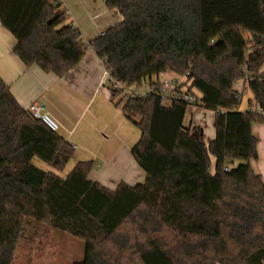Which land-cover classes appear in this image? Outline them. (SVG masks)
Wrapping results in <instances>:
<instances>
[{"label":"trees","instance_id":"trees-1","mask_svg":"<svg viewBox=\"0 0 264 264\" xmlns=\"http://www.w3.org/2000/svg\"><path fill=\"white\" fill-rule=\"evenodd\" d=\"M106 5L122 20L87 42L60 0H0V22L26 66L63 76L96 53L112 99L121 95L115 105L141 130L132 154L145 178L111 189L90 179L93 160L62 177L75 146L23 108L0 76V264H13L28 219L81 238L74 264H264V181L251 165L252 126L264 123V0ZM166 72L183 76L197 100L165 105L153 77ZM145 84L147 93H125ZM190 105L215 113L208 144L201 126L185 124Z\"/></svg>","mask_w":264,"mask_h":264},{"label":"crops","instance_id":"crops-1","mask_svg":"<svg viewBox=\"0 0 264 264\" xmlns=\"http://www.w3.org/2000/svg\"><path fill=\"white\" fill-rule=\"evenodd\" d=\"M60 1L63 3L65 0ZM103 3L106 4V0H103ZM68 4L71 8H67V20L78 27L79 17L69 1ZM105 4L99 2L100 12L98 14L92 12L94 16L107 23L115 21L114 24L111 23V26L119 23L122 20L121 13L117 9L108 8ZM109 27L101 29L100 32ZM16 44L15 36L0 22V76L9 85L19 104L28 109L35 101L41 103L52 118L59 123L58 133L75 146V161L95 159V167L89 175L90 179L112 187V189L121 181L130 183V185L142 182L145 178L144 171L137 162L133 165L130 161L129 165L134 166L131 169L123 166L122 173L113 169V165L112 168H99L98 162L116 163V160H113L117 158L115 149L106 135L111 133L112 136L116 133V127L127 125L128 118L121 107L115 105V100L121 97L113 100L108 84L103 82L104 79L106 80L105 67L96 53L93 50L90 52L87 50L77 65L65 75L57 76L45 72L38 65L26 66L14 50ZM169 73L173 74L172 72L162 74ZM135 86L130 88L135 89ZM137 87L142 92L150 91L148 84ZM248 94L251 96L250 93ZM247 105L248 101L246 107ZM214 118L215 113L212 116V119ZM185 124L188 125L186 121ZM195 125L200 126L201 124L195 123ZM252 133L257 140L258 159L252 160L251 165L264 181V123H255L252 126Z\"/></svg>","mask_w":264,"mask_h":264},{"label":"rangeland","instance_id":"rangeland-1","mask_svg":"<svg viewBox=\"0 0 264 264\" xmlns=\"http://www.w3.org/2000/svg\"><path fill=\"white\" fill-rule=\"evenodd\" d=\"M68 1L72 4L74 11L79 17L78 23H80L78 24V27L81 30L86 42L94 38L98 34H101V29L107 28V26H111V23H115V21H109V23H107L105 21H102L101 19H97V17H95L92 13L95 12L96 14H98L100 12L99 2L104 5L105 3H103V0ZM68 1L65 0V3H63L68 9H70L71 6L68 4ZM66 22H68V20H66ZM245 36L249 37L250 35L245 32ZM90 51L91 49H89L88 52ZM175 76L176 74L174 73H169L167 75L162 74L159 76H154L153 80L159 78V80L161 81L165 78H174ZM181 81H185V78H181ZM103 82L107 84V80L104 79ZM188 84L189 82L186 83V86H188ZM238 84V88L242 89V81ZM135 87V90H137L138 87ZM127 93L129 92L127 91ZM249 96L250 95L247 94L244 97V101L240 106L241 110L247 108L246 103ZM118 97H121V95H119ZM164 103L165 105H170L171 99L165 98ZM213 114V111L205 110L203 108L192 105L188 107L186 112L185 121L188 125L190 124V122H192L193 125H195V123L201 124L200 126L203 129L204 140L207 144L211 139L214 138L216 132L215 118L212 119ZM113 129H115V127ZM115 130L116 133H113L112 136L110 135L111 133H108V135L106 136L110 141H112V147L113 149H115L114 152L116 153L117 158L113 160H116V163H111L110 161V163L106 162L103 164L101 162H98V164L100 166L99 168L102 167L104 169L112 168L113 165V169L119 170L120 173H122L123 171L121 170H124V167L130 169L134 167L129 165L130 161H132L133 165L134 162L136 163V160L132 154V146L141 137V130L137 124L129 119H127V125L116 127ZM88 160H93L95 163L94 158L78 161ZM74 161L75 157L70 161L63 172H59L62 177H65L67 173L72 169V167L76 164V161L75 163ZM34 162L45 170H53L48 164L44 163L38 157L34 158ZM234 165H237V163H235ZM118 166L120 167L118 168ZM109 188L112 189V187ZM83 256L84 241L81 238L75 237L69 233L58 232L54 230L48 223H38L32 219H28L24 223L23 230L20 234L18 245L14 253L13 264H74L75 261L81 260Z\"/></svg>","mask_w":264,"mask_h":264},{"label":"built area","instance_id":"built-area-1","mask_svg":"<svg viewBox=\"0 0 264 264\" xmlns=\"http://www.w3.org/2000/svg\"><path fill=\"white\" fill-rule=\"evenodd\" d=\"M101 34H104V31H102ZM105 76H106V80L108 82L109 78H108L107 71H105ZM180 77L183 78V76H178L177 75L176 77L171 78V79L165 78V79H163L161 81L158 80L159 91L163 95L164 99L165 98L172 99L173 97H176L178 99H183V100L191 102V103L195 102L197 100V95L185 92L187 87H188L185 84L186 79H185V81H181ZM181 84H185V85L180 88L181 91H177L178 87ZM238 85L239 84H237V86ZM119 86H120V83L116 82V87H119ZM127 91L130 94H138V93L139 94H144V93H147V92H142L139 89H137V90L131 89L130 87L128 89H126V93H127ZM27 110L30 112V114L34 118L43 121L52 130H54V131L59 130V128H60L59 123L54 118H52V116L45 110L44 106L41 103L35 101L28 107ZM225 170H228V167H226Z\"/></svg>","mask_w":264,"mask_h":264}]
</instances>
